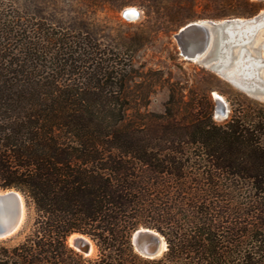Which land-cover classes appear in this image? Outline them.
Instances as JSON below:
<instances>
[{"label": "trees", "instance_id": "obj_1", "mask_svg": "<svg viewBox=\"0 0 264 264\" xmlns=\"http://www.w3.org/2000/svg\"><path fill=\"white\" fill-rule=\"evenodd\" d=\"M246 3L235 16L259 11ZM129 4L143 9L139 33L103 45L97 13ZM195 4L0 0V189L36 214L24 242L0 245V264H264V105L245 99L220 124L210 96L172 90L164 113L148 112L124 57ZM140 228L164 238L161 257L134 251ZM75 233L95 257L68 247Z\"/></svg>", "mask_w": 264, "mask_h": 264}, {"label": "rangeland", "instance_id": "obj_2", "mask_svg": "<svg viewBox=\"0 0 264 264\" xmlns=\"http://www.w3.org/2000/svg\"><path fill=\"white\" fill-rule=\"evenodd\" d=\"M248 1L258 5L259 11L252 16L238 17L234 14L245 12L247 0H195L192 20L178 27L149 31L144 46L137 51L127 53L123 48L127 53L124 57L126 60L131 57L137 71L135 83L145 85L143 92L149 99L148 112L164 113L172 90L176 97L183 96L185 102L200 98L203 93L210 96L214 102V120L220 124L229 119L231 108H238L245 99L264 105V100L253 96L250 91L259 89L260 85L264 87V0ZM130 8L140 13L142 21L145 19L143 9L133 4L115 14L109 11L97 13L98 24L106 26L96 35L103 45L111 49L120 43L127 46L131 37L139 33L140 21H130L123 16ZM228 20L251 21L252 25L248 30L232 33L229 40H220L215 47L210 46L198 59L186 58L179 42V32L185 26L200 22L219 24ZM217 97L227 105L225 116L216 112ZM25 210L26 217L19 232L7 240H0V245L13 248L25 241L36 219L33 206H28L26 201ZM70 237L67 245L75 253L85 258L96 256V248L89 255L77 251L70 244Z\"/></svg>", "mask_w": 264, "mask_h": 264}, {"label": "water", "instance_id": "obj_3", "mask_svg": "<svg viewBox=\"0 0 264 264\" xmlns=\"http://www.w3.org/2000/svg\"><path fill=\"white\" fill-rule=\"evenodd\" d=\"M130 10L132 9L125 10L123 16L130 21L137 20L139 18L138 11H136V16L131 17ZM251 25V21L242 20H228L219 24L215 22L189 24L179 32V42L184 50L186 58L191 59L190 50H188L190 44L188 39L189 36L193 37L197 52L199 53L198 58H200L210 46L213 45L215 47L220 40H229L232 33L248 30ZM259 78L261 80L263 79L261 75H259ZM262 82L264 84V80H262ZM259 87V89L250 90L251 94L264 100V87L261 85ZM226 107L225 101L217 97V114L225 116L228 113ZM18 193L23 197V195L15 189H0V240H7L13 237L19 232L23 225H21L22 205ZM82 236L84 235L78 233L72 234L70 237V244L80 253L89 255L76 246V242L81 240L80 237ZM163 241L164 238L157 231L148 228H140L132 235L134 251L145 259H156L161 257L167 249L166 243Z\"/></svg>", "mask_w": 264, "mask_h": 264}, {"label": "bare ground", "instance_id": "obj_4", "mask_svg": "<svg viewBox=\"0 0 264 264\" xmlns=\"http://www.w3.org/2000/svg\"><path fill=\"white\" fill-rule=\"evenodd\" d=\"M136 9H132L130 10V14L133 16H136ZM139 13V12H138ZM140 15V13H139ZM189 46H188V50H190V54H191V59L192 58H198L199 57V53L197 52L196 49V45L194 43V38L189 36ZM18 196L20 198L21 201V205H22V217H21V225L24 223L25 217H26V210H25V203H24V199L23 197L18 193ZM81 240L76 242V246L82 250L83 252H86L87 254H91L92 252H94V246L92 241L86 237V236H82L80 237ZM164 242V241H163Z\"/></svg>", "mask_w": 264, "mask_h": 264}]
</instances>
